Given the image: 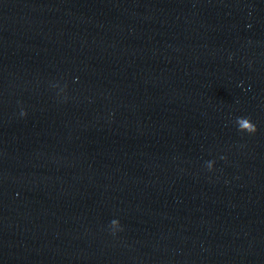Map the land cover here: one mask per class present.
I'll list each match as a JSON object with an SVG mask.
<instances>
[{"label": "water", "instance_id": "1", "mask_svg": "<svg viewBox=\"0 0 264 264\" xmlns=\"http://www.w3.org/2000/svg\"><path fill=\"white\" fill-rule=\"evenodd\" d=\"M0 264H264V0H0Z\"/></svg>", "mask_w": 264, "mask_h": 264}, {"label": "clouds", "instance_id": "2", "mask_svg": "<svg viewBox=\"0 0 264 264\" xmlns=\"http://www.w3.org/2000/svg\"><path fill=\"white\" fill-rule=\"evenodd\" d=\"M21 116H24L26 115V113H24L23 111H21L20 113ZM243 120H245L248 124H249V127L245 130L247 131L249 134H254L257 129H256V126L250 121V119L246 118V117H243ZM209 170H212L213 168V164L209 163L208 167H207ZM115 223V222H113ZM120 228H115L113 229V234H115L116 231H119Z\"/></svg>", "mask_w": 264, "mask_h": 264}]
</instances>
